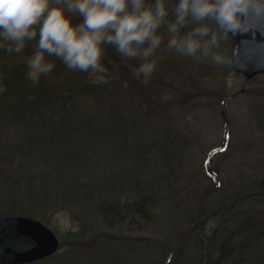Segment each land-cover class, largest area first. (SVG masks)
<instances>
[{
  "label": "trees",
  "instance_id": "trees-1",
  "mask_svg": "<svg viewBox=\"0 0 264 264\" xmlns=\"http://www.w3.org/2000/svg\"><path fill=\"white\" fill-rule=\"evenodd\" d=\"M14 55L18 53L0 49V89H3L0 92V115L8 111L12 120L25 123L26 132L15 146L0 145V176L10 173L6 180L12 182L10 178L14 173L24 172L27 162H32L38 168L35 176L38 183L46 177L44 184L47 186L40 199L37 195L31 200L33 206L42 209L52 206V211L57 207L68 209L80 224L78 232L69 234L71 243L66 252L31 264L61 262L82 253L94 255L104 247L111 249L115 245L124 247L126 254L112 260V264H138V261L130 260L128 253L131 251L138 253L139 264H264V210L255 211L239 221L234 218L235 221L228 223L238 213L239 206L263 196L264 184L261 185L263 191L239 195L210 214L204 206L196 205L197 209L191 211L190 207L187 210L175 197L159 191L168 181L165 178L173 176L178 179L181 174L182 165L178 166V171L174 160L181 153L183 144H180L182 139L179 137L167 134L164 140H160L157 129L150 128L145 119L150 115L149 109H157L160 115L169 112L172 104L182 99L179 95L181 89L158 81L153 72L149 76L137 74L136 69L146 60L122 57L111 47L105 49L100 61V65L109 70L105 82H93L91 69L87 72L70 70L60 60V65L52 69L54 72L49 76L42 75L39 82L33 84L27 78L26 60L8 61V56ZM138 88L149 94L147 98L134 93H140ZM123 92L127 96L121 97ZM108 104L113 108L104 113L102 109ZM93 107L98 109L93 111ZM140 107L146 108L141 114ZM97 114L103 117L101 123L106 125L107 136L101 138L103 141L94 137L98 139L94 143L103 144L108 135L115 144L132 142L141 155L155 152L160 156L166 162L168 175L141 183L129 179L131 186L126 196L122 193L126 185L124 181L121 186L107 190L77 177L74 172L82 168L85 160L79 152L81 142L76 130H90L96 134ZM4 161L11 166L5 164L2 167ZM211 175L215 182V174ZM18 183H23L24 188L32 186L29 179ZM59 183L63 186L62 194L54 195L52 187ZM115 191H121L122 198L110 199ZM168 198L171 216H174L171 218H178L172 236L158 238L148 235L150 226L158 219L163 199ZM12 208L15 210L10 214L16 212L15 206ZM1 214H4L2 208ZM215 217L218 218L217 225L207 232L208 223ZM110 231H126L127 237L120 239ZM256 249H261L260 256H257Z\"/></svg>",
  "mask_w": 264,
  "mask_h": 264
},
{
  "label": "rangeland",
  "instance_id": "rangeland-1",
  "mask_svg": "<svg viewBox=\"0 0 264 264\" xmlns=\"http://www.w3.org/2000/svg\"><path fill=\"white\" fill-rule=\"evenodd\" d=\"M169 2L174 3V0ZM157 33L161 35L162 42L147 58L146 63L154 62L153 73L156 79L162 80L165 85L171 83L172 86L181 89L179 95L182 99L173 103L169 112H163L161 115L156 108L149 109L150 115L145 121L150 128L160 130V132L156 130L160 140H164L167 134L170 137H179L182 139L180 144H183L182 149L180 148L181 153L174 160L178 171H180L178 166L182 165L181 174L178 179L173 176L169 177L170 179L165 178L168 181L159 191L175 197L187 210L192 207L193 211L198 206H204L209 214L239 195L263 191L261 185L264 184V73L247 79L243 74L233 70L231 59L233 40L228 33L218 32L219 47L215 51L222 57L223 62L220 64L214 63L211 57H200L199 54L197 57H187L175 49H170L168 41L171 34L167 31L166 25H162ZM33 47L34 45L30 44L20 55L18 53L16 56H8V61L27 60L33 53ZM46 59L53 63V68L60 65V60L55 57ZM52 72L54 70L50 73ZM108 75L109 70L103 65L98 70L90 71V79L93 82H105ZM139 90L140 93H134L147 98L148 93H144L142 88ZM125 96L127 95L123 92L121 97ZM184 97L186 98L183 99ZM112 108L108 104L102 110L106 113ZM97 109L93 107V111ZM126 109L127 113L129 111L127 103ZM144 109L146 108L140 107L139 114ZM5 113L0 115V145L13 147L26 132V125L12 120L8 111ZM93 113L96 114V111ZM95 118L99 122L96 123V130L98 129L96 134L90 130H76L77 139L81 142L79 152L85 160L82 168L74 172L77 177L88 179L91 185L102 186L107 190H111L113 186H121L124 181L126 185L124 184L122 193L126 196L127 191H130L131 179L133 182L141 183L147 179L158 178L159 175H168L166 162L160 156L155 152L143 156L137 152L138 149L132 142L115 144L108 135L103 144L94 143L98 139L103 141L101 138L105 139L107 136L106 125L101 123L102 115L97 114ZM139 119L142 120V115ZM61 154L63 156L64 153ZM5 164L10 165L4 161L2 167ZM37 169L32 162L31 164L27 162L24 172L14 173V177L10 178L12 182L6 180L10 173L0 176V209L2 208L4 214H10L15 210L12 206H15L16 212L13 215L28 216L44 222L60 239L58 254L64 253L71 243L69 234L78 232L80 224L68 209L57 207L52 211V206L48 209L33 206L34 201L31 200L37 195L40 199L41 194L47 189L44 184L46 177L42 179V183H38L35 177ZM211 174H215V182ZM27 179L31 181L30 188H24L23 183H18L26 182ZM158 180L162 181L163 178ZM62 191V183L52 187L54 195H60ZM120 192H113L111 195L114 196L110 199L122 198ZM170 205L169 198L163 199L157 221L152 223L149 231L146 230L148 235L158 238L172 236L178 218L174 220L171 218L174 216H171ZM260 210H264V194L258 200L248 201L239 206L238 213L230 218L228 223L235 221L234 218L239 221L240 218ZM217 219L215 217L208 223L207 232H211L217 225ZM109 233L120 239L127 237L126 231ZM138 235L141 236V233ZM262 245L264 249V242ZM123 248L116 245L111 249L104 247L94 255L82 253L78 257L49 264H112L115 258L124 257L126 252ZM255 252L257 256L262 254L261 249H256ZM128 254L131 261L135 263L138 261L139 264L138 253L131 251Z\"/></svg>",
  "mask_w": 264,
  "mask_h": 264
},
{
  "label": "clouds",
  "instance_id": "clouds-1",
  "mask_svg": "<svg viewBox=\"0 0 264 264\" xmlns=\"http://www.w3.org/2000/svg\"><path fill=\"white\" fill-rule=\"evenodd\" d=\"M262 24L264 0H0V49L21 53L34 45L26 63L36 84L54 67L47 57L82 72L98 70L107 47L147 60L162 42V25L170 49L220 64L218 32L251 33ZM153 69L147 62L136 72L149 76Z\"/></svg>",
  "mask_w": 264,
  "mask_h": 264
},
{
  "label": "water",
  "instance_id": "water-1",
  "mask_svg": "<svg viewBox=\"0 0 264 264\" xmlns=\"http://www.w3.org/2000/svg\"><path fill=\"white\" fill-rule=\"evenodd\" d=\"M233 40L232 68L252 79L264 73V24ZM61 242L44 222L22 215H0V264H31L58 253Z\"/></svg>",
  "mask_w": 264,
  "mask_h": 264
}]
</instances>
